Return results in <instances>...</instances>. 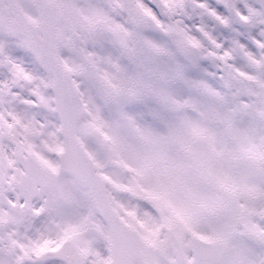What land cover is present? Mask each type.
<instances>
[{"label":"snow or ice","instance_id":"1","mask_svg":"<svg viewBox=\"0 0 264 264\" xmlns=\"http://www.w3.org/2000/svg\"><path fill=\"white\" fill-rule=\"evenodd\" d=\"M0 264H264V0H0Z\"/></svg>","mask_w":264,"mask_h":264}]
</instances>
